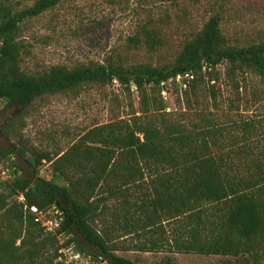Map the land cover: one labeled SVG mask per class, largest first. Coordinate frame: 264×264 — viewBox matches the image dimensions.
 I'll return each instance as SVG.
<instances>
[{"label": "trees", "instance_id": "obj_1", "mask_svg": "<svg viewBox=\"0 0 264 264\" xmlns=\"http://www.w3.org/2000/svg\"><path fill=\"white\" fill-rule=\"evenodd\" d=\"M61 1L36 0L18 10L9 0H0V101L8 106L25 110L47 96L78 95L90 86L118 81L128 90L135 87L148 108L153 101L149 90L161 94L163 82L185 72L195 74L190 87L207 76L209 82L215 81L212 76L221 65L230 74L252 72L264 84V42L231 44L218 14L168 65H124L111 58L73 67L54 65L37 73L23 71L24 21ZM144 34L148 45L159 41L155 31L145 28ZM131 41L138 44L140 38ZM161 109H165L162 104ZM145 113L134 116L132 123L120 120L93 126L57 158L37 150L27 158L25 150L11 148L5 157L11 178L0 183V264H64L58 260L63 246L60 235L67 238L66 245L73 243L76 250L98 261L101 257L108 264H136L116 254L120 249L116 241L95 225L108 208L106 201L119 196L121 216L132 227L138 224L151 235L160 234V240L147 247L150 250L164 247L167 241L179 253L264 252V157L255 155L246 142L236 152L215 151L212 145L220 146L217 130L188 129L179 123L159 126ZM245 127L250 131L254 126L245 123ZM12 154L26 157L28 168L17 166ZM43 160L53 161L50 179L40 176ZM146 175L151 178L148 188L140 184ZM131 188L137 196L134 201L129 198ZM32 207L41 211L56 207L62 212L55 233L37 220ZM170 222L174 226L166 239ZM159 264L175 262L166 257Z\"/></svg>", "mask_w": 264, "mask_h": 264}, {"label": "rangeland", "instance_id": "obj_2", "mask_svg": "<svg viewBox=\"0 0 264 264\" xmlns=\"http://www.w3.org/2000/svg\"><path fill=\"white\" fill-rule=\"evenodd\" d=\"M35 1L9 0L18 10ZM215 14L220 16L222 32L231 44L264 42V0H62L38 17L24 21L20 66L27 73H37L54 65L73 67L104 63L111 58L124 65H168ZM145 28L155 31L159 39L153 46L146 42ZM134 36L140 38L138 44L131 41ZM215 72L214 82H209L207 76L187 90L174 86L166 99L162 93L149 90L153 101L148 108H144L135 87L128 90L118 81L90 86L78 95L47 96L25 110L0 101V183L11 178V170L3 175L1 169L9 166L5 157L13 146L25 150L27 158L35 150L57 158L93 126L120 120L132 123L134 116L143 115V110L159 126L179 123L188 129L217 130L220 146L212 145L215 151L221 148L236 152L246 142L255 155L264 157L262 79L252 72L230 74L225 65ZM245 123L254 127L248 131ZM27 158L11 155L22 169L28 168ZM52 163L43 160L41 177H52ZM146 176L140 183L144 188L151 185V178ZM131 190L133 196L129 198L134 201L137 196L134 188ZM120 202L121 196L109 198L108 208L95 225L100 231L107 230L110 239L116 241L120 248L116 254L136 264H159L166 257L175 264H264V252L259 249L257 254L238 255L179 253L166 241L164 247L150 250L147 247L153 240H160V234L151 235L138 224L132 227L121 216ZM116 210L120 212L117 217ZM173 226V222L167 224L166 239L171 237ZM81 245L87 248L83 242Z\"/></svg>", "mask_w": 264, "mask_h": 264}, {"label": "built area", "instance_id": "obj_3", "mask_svg": "<svg viewBox=\"0 0 264 264\" xmlns=\"http://www.w3.org/2000/svg\"><path fill=\"white\" fill-rule=\"evenodd\" d=\"M206 68V67H205ZM195 79V74L192 72H185L177 75L174 78H171L167 82H163L162 86L164 87L162 94L166 99L168 95V90L174 88V84L178 86L180 89H187L190 83ZM214 82V81H213ZM9 167H4L1 169V173L5 175L9 172ZM32 211L37 215V220L42 222V225L46 227L48 231L56 232L57 228L60 226L62 220V212L58 210L56 207L48 210L41 211L38 210L37 207H32ZM62 247L59 250L58 260L63 262L64 264H108L106 260L100 257V260L94 259V257L90 254L82 253L76 250V246L71 243L69 245L65 244V240L67 238L60 235Z\"/></svg>", "mask_w": 264, "mask_h": 264}]
</instances>
